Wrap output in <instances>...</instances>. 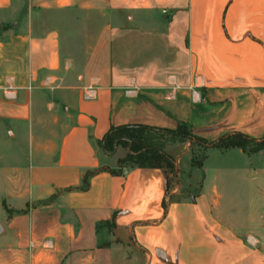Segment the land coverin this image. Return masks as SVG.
Segmentation results:
<instances>
[{
    "label": "crops",
    "instance_id": "crops-1",
    "mask_svg": "<svg viewBox=\"0 0 264 264\" xmlns=\"http://www.w3.org/2000/svg\"><path fill=\"white\" fill-rule=\"evenodd\" d=\"M65 14L101 19L78 53ZM181 126L174 174L102 168L109 132ZM236 135L264 140V0H0V264H264Z\"/></svg>",
    "mask_w": 264,
    "mask_h": 264
},
{
    "label": "rangeland",
    "instance_id": "rangeland-1",
    "mask_svg": "<svg viewBox=\"0 0 264 264\" xmlns=\"http://www.w3.org/2000/svg\"><path fill=\"white\" fill-rule=\"evenodd\" d=\"M61 21L59 26L65 29L69 43V53H78L76 46H82L92 37V33H88L89 29H95L100 24V17L95 14H65L54 19ZM192 136L190 132L184 128H178L172 133H153L149 131L143 132H121L110 135L106 140V151L98 150V157L103 161L102 168L109 167H130L134 166L133 162L147 161L148 163L157 164L163 169H167L174 174L176 169L174 160L170 157L176 154L177 144L190 142ZM233 143V142H232ZM240 143V142H234ZM176 145V146H175ZM251 148L252 146H247ZM246 147V148H247ZM146 149H156L171 159L170 163L163 160H150L137 158L135 161L128 160L130 153H137ZM191 152L194 158L201 157L202 151L197 146H191ZM150 161V162H149ZM119 171V170H116ZM174 177V176H173Z\"/></svg>",
    "mask_w": 264,
    "mask_h": 264
},
{
    "label": "trees",
    "instance_id": "trees-1",
    "mask_svg": "<svg viewBox=\"0 0 264 264\" xmlns=\"http://www.w3.org/2000/svg\"><path fill=\"white\" fill-rule=\"evenodd\" d=\"M178 128H184L186 129L185 127L181 126V127H178ZM177 128V129H178ZM176 129V130H177ZM187 130V129H186ZM143 132V131H147V129L145 128H140V127H123V128H120V129H117V130H113L111 132H109L108 134H106L104 136V138L102 139V141L99 143V148L102 150V151H106V142L105 140L110 136V135H113V134H117V133H121V132ZM174 132V131H173ZM163 133H172V132H163ZM240 142V143H234V142ZM233 142V143H232ZM224 148L228 149V148H234V147H237V148H246L247 146H252V149L253 151H257V150H260V149H263L264 148V140L259 142V143H255L249 139H246L242 136H234L232 137V139L228 142H226L224 145H222ZM150 157V160H163L165 161L166 163H170L171 162V159L169 157H167L166 155H164L163 153H161L160 151L156 150V149H146L144 151H139L137 153H130V155L128 156V160H133L135 161L137 158H144L143 160H149L147 159V157ZM150 162V161H149ZM134 166H130V167H137V168H155V169H159V168H162L160 167L159 165L157 164H152L151 162L148 163L147 161H138V162H133ZM93 173H87L83 179V185L82 187L79 189L81 191H85L88 189V178L92 175ZM165 205L163 203V208L165 209Z\"/></svg>",
    "mask_w": 264,
    "mask_h": 264
},
{
    "label": "built area",
    "instance_id": "built-area-1",
    "mask_svg": "<svg viewBox=\"0 0 264 264\" xmlns=\"http://www.w3.org/2000/svg\"><path fill=\"white\" fill-rule=\"evenodd\" d=\"M92 97H93V91L88 90V91L85 93V98H86V99H91Z\"/></svg>",
    "mask_w": 264,
    "mask_h": 264
},
{
    "label": "water",
    "instance_id": "water-1",
    "mask_svg": "<svg viewBox=\"0 0 264 264\" xmlns=\"http://www.w3.org/2000/svg\"><path fill=\"white\" fill-rule=\"evenodd\" d=\"M1 231H2V228H1V226H0V233H1Z\"/></svg>",
    "mask_w": 264,
    "mask_h": 264
}]
</instances>
